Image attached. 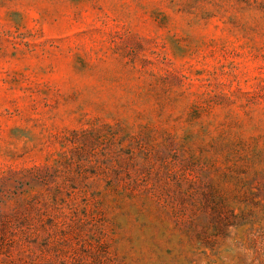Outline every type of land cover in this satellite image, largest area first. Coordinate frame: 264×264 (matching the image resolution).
I'll list each match as a JSON object with an SVG mask.
<instances>
[{"label": "rangeland", "instance_id": "obj_1", "mask_svg": "<svg viewBox=\"0 0 264 264\" xmlns=\"http://www.w3.org/2000/svg\"><path fill=\"white\" fill-rule=\"evenodd\" d=\"M0 264H264V0H0Z\"/></svg>", "mask_w": 264, "mask_h": 264}]
</instances>
